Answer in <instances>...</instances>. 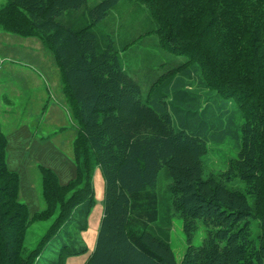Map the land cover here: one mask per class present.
<instances>
[{
	"label": "trees",
	"instance_id": "obj_1",
	"mask_svg": "<svg viewBox=\"0 0 264 264\" xmlns=\"http://www.w3.org/2000/svg\"><path fill=\"white\" fill-rule=\"evenodd\" d=\"M170 1L178 15L191 2ZM209 1L210 8L202 2L188 23L212 9L214 29L221 32L215 49L209 47L211 58L195 61L202 78L205 69L214 75L212 91L237 104L243 124L237 157L222 173L204 178L201 158L213 136L200 132L204 110L192 109L198 99L183 83L197 67L191 58L205 49L178 41L170 23L162 27L134 0L91 6L86 0H8L0 8L2 30L37 37L54 57L77 131L73 153L76 182L82 184L77 190L75 182L60 186L40 167L44 209L32 221L54 214L57 204L60 212L36 249L24 254L29 220L18 200L17 178L5 165L0 132V264H42L51 242L59 250L45 264H64L86 251L77 234L86 229L94 204L90 177L96 167L103 209L84 264H178L169 252L175 213L187 241L196 223L205 227L202 244L189 246L180 264H264V0ZM220 52L232 69L219 61ZM219 120V135L227 136L228 123ZM161 169L171 182L158 190ZM235 180L243 189L229 186ZM69 192L68 205H62L57 196Z\"/></svg>",
	"mask_w": 264,
	"mask_h": 264
},
{
	"label": "rangeland",
	"instance_id": "obj_2",
	"mask_svg": "<svg viewBox=\"0 0 264 264\" xmlns=\"http://www.w3.org/2000/svg\"><path fill=\"white\" fill-rule=\"evenodd\" d=\"M97 1L86 0V4L91 6ZM134 1L142 4L140 9L160 20L162 27L165 23H170L178 41L205 49L197 57L191 58V65L196 64L195 60L205 61L208 57L211 58L209 47L215 49L218 33L221 32L220 28L214 29L217 17L211 14L212 9L205 10L199 22L193 25L192 22L188 23L193 21L189 19L190 15L194 14L193 10L201 6L202 2L205 3L204 7L210 8L209 0H191L190 7H187V10L185 8L181 15L173 9L170 0ZM7 2L8 0H0V8L6 6ZM11 9L10 12L15 13ZM3 12L5 15V11ZM135 12H132L133 15ZM136 15L138 18L143 17L138 12ZM198 31L202 32L198 35ZM219 59L223 65L232 69L227 62L228 57L222 52ZM196 66L195 69L190 68L187 71V82L183 85L190 86L191 92L196 94L194 99H198L192 103V109L204 110L206 127L200 128V132L205 134L204 136H213V141L206 146L205 156L201 158L204 178L208 174L222 173L227 163L237 157L241 138L239 129L243 121L237 113V104L232 99L212 91L214 75L210 74L211 71L203 70L204 79L201 76V67L198 64ZM179 80L176 79L175 82ZM247 107L248 104H245L244 108ZM219 119L228 123L227 136L219 135ZM192 123L197 122L193 119ZM0 132L5 140V165L17 178L18 200L25 206L29 220L23 242V252L28 254L36 249L60 212V205L57 204L54 214L46 219L32 221L44 209L40 167L54 175L60 186L75 182L74 190L82 187L81 183L76 182V159L73 153V141L77 131L61 90L60 75L52 53L37 37L19 36L5 32L1 27ZM90 178L94 204L86 218V229L77 234L78 243L86 247V251L68 257L64 264H84L94 247L103 209V181L98 167L94 168ZM170 182V178L161 169L157 178L158 190L164 189ZM229 186L243 189L238 180L232 181ZM70 194L71 192L63 196L60 193L57 196L62 205H68L64 202ZM195 227L191 240L187 241L181 217L176 213L171 217L169 252L178 264L189 246L198 248L205 238L203 224L196 223ZM250 230V234H253L254 229ZM149 246L157 250L153 243L149 242ZM45 248L39 259L42 264L55 259L59 244L51 242Z\"/></svg>",
	"mask_w": 264,
	"mask_h": 264
}]
</instances>
